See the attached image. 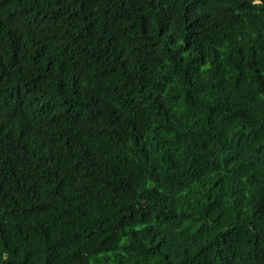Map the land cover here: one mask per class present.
I'll use <instances>...</instances> for the list:
<instances>
[{
  "label": "trees",
  "instance_id": "16d2710c",
  "mask_svg": "<svg viewBox=\"0 0 264 264\" xmlns=\"http://www.w3.org/2000/svg\"><path fill=\"white\" fill-rule=\"evenodd\" d=\"M0 264H264V0H0Z\"/></svg>",
  "mask_w": 264,
  "mask_h": 264
}]
</instances>
